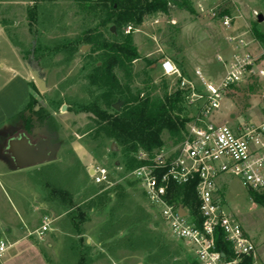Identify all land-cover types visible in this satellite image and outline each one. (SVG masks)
Instances as JSON below:
<instances>
[{
    "label": "rangeland",
    "instance_id": "rangeland-1",
    "mask_svg": "<svg viewBox=\"0 0 264 264\" xmlns=\"http://www.w3.org/2000/svg\"><path fill=\"white\" fill-rule=\"evenodd\" d=\"M187 1L190 7L171 6L168 16L145 17L143 23L148 34L163 55L142 57L132 63L133 88L151 91L156 87L154 93L160 94L166 84L167 91H173L174 79L163 77L158 67L151 71L152 65L164 57L182 68L183 75L193 82L200 84L194 75L195 68L206 82L218 84L222 80L224 69L216 58L227 51L224 30L218 20L197 15L191 7L192 0ZM224 6V13L232 17L235 34L243 35L248 41L253 39V28L264 34V0H225ZM104 14L102 6L84 0H31L27 6V29L12 32L13 40H20L24 57H30V66L44 90L39 91L29 75L34 103L15 132L0 133V150L10 152L8 143L13 137L24 136L31 145L44 143L47 160L24 169L33 173L31 170L42 164L56 167L55 172H43L44 180L38 181V188L45 193L44 201L58 203L52 210L61 215V220L40 238L34 234L7 239L12 246L0 256V264H198L187 245L169 234L157 211L150 208L138 185L128 176L132 153L96 133L102 119L75 110L76 104L97 100L104 112L103 119L117 111L106 107L101 97L105 90L91 79L93 66L102 52L91 54L87 45H82L88 47L85 52L80 51L85 36L95 35L99 29L105 31L101 27L106 19ZM171 19L175 20L174 24ZM139 30L129 36L132 44L137 45L134 46L137 52L153 51L155 44ZM103 33L110 43L124 38L120 27L115 29L113 37ZM63 41H71L77 53L71 55L69 49L51 52L54 43ZM144 60L152 65L146 67ZM255 94L254 88L244 84L231 90L220 108L223 117L227 115L226 120L232 124L258 122ZM62 106H65L63 111ZM190 116L187 110V117ZM162 139L163 148L177 146L166 135ZM88 166H105L120 189L102 195L106 190L94 185L86 171ZM50 176L53 181L49 180ZM218 183L224 209L238 220L264 264V206L252 203L248 191L237 179L226 176ZM181 196L178 199L183 200ZM43 223L49 224L39 217L35 226Z\"/></svg>",
    "mask_w": 264,
    "mask_h": 264
},
{
    "label": "built area",
    "instance_id": "built-area-1",
    "mask_svg": "<svg viewBox=\"0 0 264 264\" xmlns=\"http://www.w3.org/2000/svg\"><path fill=\"white\" fill-rule=\"evenodd\" d=\"M191 2L197 15L218 20L224 30L227 51L216 58L224 76L213 84L206 82L196 69L194 75L199 84L184 76L171 60L164 58L159 62L161 75L175 80L191 116L183 141L171 149L139 150L133 155L137 165L128 176L137 183L150 208L157 211L169 234L187 245L198 264H261L256 246L238 220L224 209L217 182L229 176L247 191H264V48L254 38L248 41L234 33L232 17L223 10L225 0ZM133 32L132 24L122 29L124 36ZM242 84L256 92L254 101L259 117L256 123L232 124L220 111L227 93ZM92 170L94 185L103 190L115 185L105 166ZM192 182L197 214L173 196L175 187ZM48 230L49 224L43 223L34 233L40 238ZM217 234L230 246L231 253L217 246ZM11 246L6 239H0V256Z\"/></svg>",
    "mask_w": 264,
    "mask_h": 264
},
{
    "label": "trees",
    "instance_id": "trees-1",
    "mask_svg": "<svg viewBox=\"0 0 264 264\" xmlns=\"http://www.w3.org/2000/svg\"><path fill=\"white\" fill-rule=\"evenodd\" d=\"M84 1L95 3V6H102L105 13L104 18H106L101 24V27H105V31L99 29L97 34L85 36L83 42L80 43L81 47L82 45L90 46L91 54L102 52L99 60L96 61V63L100 64L97 66L95 63L93 66L91 79L94 81L93 83H97L105 90L101 97L106 103V107L112 108L115 104H119L120 108L115 111L114 115L105 119H103L104 112L99 108L97 100L76 104L75 110L91 113L100 120L102 119L98 123L96 133L112 139L123 147L126 152H131L132 155L139 150L152 152L163 148V135H166L174 144H179L184 139L186 126L189 122L182 92L177 88L168 92L166 84H163L160 94L154 93L156 87H152L151 91L133 88L132 63L141 60V57L132 44L131 38H129L130 35H125L120 42L110 43L104 39L103 32L113 37L115 34L109 31L112 26L115 29L120 27L121 31L128 24L139 26L143 23L145 17L155 14L168 16L171 6L186 9L187 6L190 7L189 2L187 0H150L145 2L140 0ZM251 35L264 48V34L253 28ZM35 48L39 50L38 46ZM35 48L31 52L32 55H35ZM68 49L71 55L77 53V47H73L71 41L54 43L51 52ZM144 62L146 67L152 65L147 60H144ZM33 103L31 97L26 110L20 116L21 119ZM136 165L137 162L132 157L130 168L132 169ZM132 182L137 185L135 181L132 180ZM194 188L195 182L175 187L173 196L179 198L183 195L184 204L194 214H197ZM119 189L120 185L115 184L108 190L103 191L102 195L106 196L110 191ZM248 194L252 203L264 206V191H248ZM215 241L217 246L224 252L231 253L230 246L222 241L220 235L217 234L215 236Z\"/></svg>",
    "mask_w": 264,
    "mask_h": 264
},
{
    "label": "crops",
    "instance_id": "crops-1",
    "mask_svg": "<svg viewBox=\"0 0 264 264\" xmlns=\"http://www.w3.org/2000/svg\"><path fill=\"white\" fill-rule=\"evenodd\" d=\"M30 2L31 0H0V133L5 135L17 130L22 120L20 116L26 110L32 97L29 80L30 57H24L21 45L18 43L20 40L17 42L13 40L15 30L27 29V6ZM170 21L175 22L174 19ZM145 26V23L134 26L135 32L142 29L143 37L153 42V37L148 34ZM134 46L137 47L135 44ZM138 54L141 58L151 59L162 56L163 52L155 44L153 51L147 50L144 54ZM164 58L171 60L168 57ZM156 67L159 68V63L152 65L151 71L153 72ZM196 69L198 70V68L194 70ZM179 70L183 72L182 68ZM21 137L24 136H20L19 139ZM13 138L9 142L19 140ZM94 167L86 168L89 177V171ZM33 169H35L31 170L33 173H28L24 168H17L11 153L0 150V239L11 240L10 238L13 237L34 235V232L41 227V225L35 226L39 217L48 221L49 231L61 220V215L55 214L52 210L53 205L58 206V203L50 202L49 199L44 201L45 193L40 187L38 188V183H40L38 181L44 180L43 172L46 174L55 172L56 167L51 164H42ZM54 179L56 180V177ZM222 179L223 177L219 178L218 182ZM49 180L53 181L52 176ZM219 186L218 183V188ZM54 228L57 229V227ZM8 242L11 244L10 241Z\"/></svg>",
    "mask_w": 264,
    "mask_h": 264
},
{
    "label": "water",
    "instance_id": "water-1",
    "mask_svg": "<svg viewBox=\"0 0 264 264\" xmlns=\"http://www.w3.org/2000/svg\"><path fill=\"white\" fill-rule=\"evenodd\" d=\"M110 33L115 32V28L112 26L110 27ZM87 46H82L80 48L81 52H85L87 50ZM30 65V63H29ZM99 65V64H98ZM30 75L39 89V91H43L44 87L40 79L38 78V75L36 74V71H34L30 66ZM115 110H118L120 108L119 104H115L113 106ZM65 109V106L61 107V110L63 111ZM23 138V142H21V139ZM19 139L20 141H11L9 142V151L11 153V156L14 159L15 165L17 168L21 169L26 166L36 165L39 163H42L47 160V153L44 148V143L40 141L36 145H31L28 143L27 139L25 137H21ZM111 150H114V145H111ZM93 170L89 171V175L92 176Z\"/></svg>",
    "mask_w": 264,
    "mask_h": 264
}]
</instances>
